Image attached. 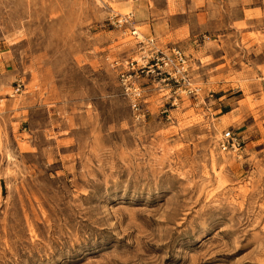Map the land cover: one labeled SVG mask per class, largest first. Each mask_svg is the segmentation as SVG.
I'll use <instances>...</instances> for the list:
<instances>
[{
    "label": "rangeland",
    "instance_id": "rangeland-1",
    "mask_svg": "<svg viewBox=\"0 0 264 264\" xmlns=\"http://www.w3.org/2000/svg\"><path fill=\"white\" fill-rule=\"evenodd\" d=\"M243 1L177 36L197 95L148 79L136 121L105 60L134 50L107 21L132 3L0 0V264H264V0Z\"/></svg>",
    "mask_w": 264,
    "mask_h": 264
},
{
    "label": "built area",
    "instance_id": "built-area-1",
    "mask_svg": "<svg viewBox=\"0 0 264 264\" xmlns=\"http://www.w3.org/2000/svg\"><path fill=\"white\" fill-rule=\"evenodd\" d=\"M108 24L123 34H129L135 40L134 50L128 56H105L109 67L115 72L120 94L127 101L132 117L142 121L145 117V98L149 87L147 80L152 79L155 89L163 90L172 84L171 105L176 104L178 92L195 96L199 91L189 75L188 57L184 51L173 45L163 49L154 37L144 36L135 26L133 12H111ZM160 85V86H159ZM17 84L16 91L19 89ZM218 148L223 152L239 154L242 140L232 128L223 130L217 139Z\"/></svg>",
    "mask_w": 264,
    "mask_h": 264
},
{
    "label": "crops",
    "instance_id": "crops-1",
    "mask_svg": "<svg viewBox=\"0 0 264 264\" xmlns=\"http://www.w3.org/2000/svg\"><path fill=\"white\" fill-rule=\"evenodd\" d=\"M120 3H132L134 8L133 20L134 26L143 28L140 31L146 37H154L157 43L163 49H169L175 42H178L177 36L188 28V35L198 33L197 20L205 17L211 11L209 2L216 0H118ZM228 1V0H221ZM244 2L243 0H241ZM189 21V22H188ZM200 32V31H199ZM191 36L185 41H189L192 46ZM163 40H167L166 43ZM185 43V42H184ZM223 94L220 104L232 106L233 96ZM222 106V105H219ZM229 108L224 114L230 113ZM223 114V115H224Z\"/></svg>",
    "mask_w": 264,
    "mask_h": 264
}]
</instances>
